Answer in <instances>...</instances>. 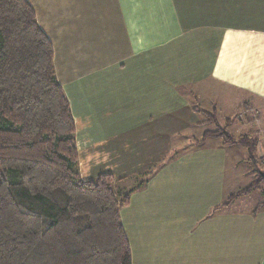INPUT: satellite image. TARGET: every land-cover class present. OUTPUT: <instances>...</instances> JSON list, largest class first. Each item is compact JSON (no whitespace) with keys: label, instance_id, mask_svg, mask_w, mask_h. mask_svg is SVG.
I'll return each instance as SVG.
<instances>
[{"label":"crops","instance_id":"obj_1","mask_svg":"<svg viewBox=\"0 0 264 264\" xmlns=\"http://www.w3.org/2000/svg\"><path fill=\"white\" fill-rule=\"evenodd\" d=\"M29 1L54 46L82 179H139L117 186L132 190L121 209L132 264H264L262 188L218 208L242 189L219 202L228 170L254 171L241 168L247 148L190 142L214 130L213 114L234 137L254 135L255 112L264 151V0Z\"/></svg>","mask_w":264,"mask_h":264},{"label":"trees","instance_id":"obj_2","mask_svg":"<svg viewBox=\"0 0 264 264\" xmlns=\"http://www.w3.org/2000/svg\"><path fill=\"white\" fill-rule=\"evenodd\" d=\"M54 57L30 1L0 0V264H132L121 219L132 190L118 188L111 173L82 179L76 122ZM212 116L206 122L216 129L194 143L214 136L257 158L256 136L236 138L231 119L222 125ZM263 172L218 208L259 188Z\"/></svg>","mask_w":264,"mask_h":264},{"label":"rangeland","instance_id":"obj_3","mask_svg":"<svg viewBox=\"0 0 264 264\" xmlns=\"http://www.w3.org/2000/svg\"><path fill=\"white\" fill-rule=\"evenodd\" d=\"M108 34H111L110 30H108ZM97 37H99V35ZM109 37H111V36L108 35V38H106V40H104L103 42L100 43V45L103 48H105V47H107V46L112 44V41L109 40ZM75 43L77 44V42H75ZM96 45H97V42H96ZM78 48L81 49L80 45H78ZM77 53H78L79 56H81V51L80 50H77ZM79 68H81V64H80ZM247 114H249V113L244 108H242L241 114H239L238 117H240L241 120H242V118L245 117ZM251 117H252V120H251L252 124L251 125L253 126V128L252 127H250V128L247 127L245 129H253L254 130L253 134H254V136L257 137L256 128H258L259 124H258V120H256V119L258 118V116H257V114L255 112H251ZM210 118H212V121H214V117L213 116L212 117L210 116ZM219 121H220V123L222 122V125H224L226 123L221 118H219ZM212 127L213 128L215 127L214 128V130H215L216 129V124L213 123V125L210 126L209 128L212 129ZM190 142L194 143L195 141H190ZM190 142H188V144H190ZM179 149L180 148H178V147L172 148L171 152L169 153V157L173 158V157L177 156L179 154ZM258 149H257V152H256L257 158H255L253 161L252 160L250 161L251 165L249 163H247L246 161L242 162V164H241V168L242 169H246L249 166L251 168H255V169H253L254 171L252 172L251 176H247L245 174H240L238 176V174H237V177H236L235 173H233V172H235L234 169L233 170L232 169L228 170L227 175L223 177L224 178V183L222 184V186L224 188V192H223L222 196L219 198V202L224 201L226 199V195H227L228 189L231 186L233 187V189L235 188L234 190L240 189V188H243V187L249 185L256 177L260 178L259 171H264V151H262V150L259 151ZM158 167H159V164L154 166L148 172H146L145 176H147L148 173H152V172L156 171V169ZM238 167H240V166H236V168H238ZM228 168H230V164L228 165ZM137 178L138 177L132 178L131 180L127 179L126 181H121V182L116 181V185L121 187L123 190L124 189H128L129 187L133 186L137 180H139ZM260 188H264V181L261 182V184H260L258 189H260ZM258 189H256V190H258ZM255 192L256 193H254V194H257V196H255V197L252 196L251 197L252 199H250V202L256 201V199H258L259 195H258L257 191H255ZM237 204L238 203H236V206H237ZM251 204L252 203H250L249 205H251ZM238 208H239V206H238Z\"/></svg>","mask_w":264,"mask_h":264},{"label":"water","instance_id":"obj_4","mask_svg":"<svg viewBox=\"0 0 264 264\" xmlns=\"http://www.w3.org/2000/svg\"><path fill=\"white\" fill-rule=\"evenodd\" d=\"M263 175H264V172H263Z\"/></svg>","mask_w":264,"mask_h":264}]
</instances>
